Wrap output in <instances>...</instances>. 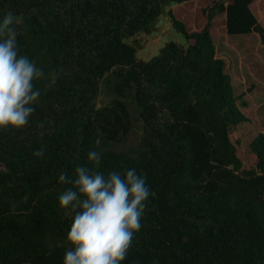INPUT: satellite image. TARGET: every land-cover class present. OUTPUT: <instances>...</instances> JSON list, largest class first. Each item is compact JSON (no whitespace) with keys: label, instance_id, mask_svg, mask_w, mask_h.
Wrapping results in <instances>:
<instances>
[{"label":"trees","instance_id":"16d2710c","mask_svg":"<svg viewBox=\"0 0 264 264\" xmlns=\"http://www.w3.org/2000/svg\"><path fill=\"white\" fill-rule=\"evenodd\" d=\"M194 1L0 0V17L23 19L20 53L46 73L28 125L0 130V264H63L71 217L58 205L68 187L58 177L92 168L91 150H102L95 170L135 168L151 192L124 264H264V134L251 144L256 169L244 170L231 131L249 119L211 20L224 14L230 37L263 44L264 27L256 0H231L205 9L208 24L190 32L170 10ZM166 10L188 47L140 60L126 40L150 33ZM103 85L140 109L138 148L115 150L118 132L98 123Z\"/></svg>","mask_w":264,"mask_h":264},{"label":"clouds","instance_id":"9594fccd","mask_svg":"<svg viewBox=\"0 0 264 264\" xmlns=\"http://www.w3.org/2000/svg\"><path fill=\"white\" fill-rule=\"evenodd\" d=\"M22 22L12 12L0 17V130L20 131L28 125L41 96L36 84L46 78L36 60L20 53L17 26ZM47 78L48 87L55 84V74ZM33 155L42 158L44 150ZM87 161L92 168L76 166L71 176L62 172L58 177L68 185L58 205L71 217L63 264H124L151 195L146 177L135 168L107 174L95 170L102 150L89 151Z\"/></svg>","mask_w":264,"mask_h":264},{"label":"rangeland","instance_id":"374dc122","mask_svg":"<svg viewBox=\"0 0 264 264\" xmlns=\"http://www.w3.org/2000/svg\"><path fill=\"white\" fill-rule=\"evenodd\" d=\"M230 1L197 0L174 5L170 11L184 22L190 32H201L208 24L205 9L215 3L228 4ZM252 9L264 27V0H256ZM161 18L165 23L161 24L159 19L150 33L141 32L135 38L126 40L128 44L138 48L140 60H152L170 43L188 47L185 36L173 28L167 10ZM211 25L218 56L225 59L227 73L234 85L237 104L249 119L232 128L231 140L243 161V169L254 170L257 164L251 144L261 133L264 134V44L257 34L230 37L226 32L224 14L214 16ZM98 108V123L106 126L113 138L114 133L118 132L113 142L115 150L121 152L138 148L141 141V133L137 130L140 109L135 101H125L114 93L112 87L103 85Z\"/></svg>","mask_w":264,"mask_h":264},{"label":"water","instance_id":"95a60500","mask_svg":"<svg viewBox=\"0 0 264 264\" xmlns=\"http://www.w3.org/2000/svg\"><path fill=\"white\" fill-rule=\"evenodd\" d=\"M160 23L164 24L165 23L164 19L160 18Z\"/></svg>","mask_w":264,"mask_h":264}]
</instances>
